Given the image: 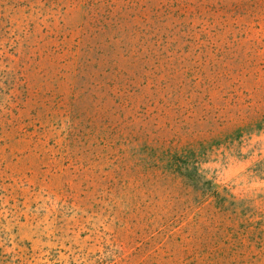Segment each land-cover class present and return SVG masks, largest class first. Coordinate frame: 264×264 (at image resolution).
Returning <instances> with one entry per match:
<instances>
[{
    "label": "rangeland",
    "instance_id": "374dc122",
    "mask_svg": "<svg viewBox=\"0 0 264 264\" xmlns=\"http://www.w3.org/2000/svg\"><path fill=\"white\" fill-rule=\"evenodd\" d=\"M0 264H264V0H0Z\"/></svg>",
    "mask_w": 264,
    "mask_h": 264
},
{
    "label": "trees",
    "instance_id": "16d2710c",
    "mask_svg": "<svg viewBox=\"0 0 264 264\" xmlns=\"http://www.w3.org/2000/svg\"><path fill=\"white\" fill-rule=\"evenodd\" d=\"M92 5H94V3H92ZM96 9H98V7H96ZM106 11L111 14L112 13L111 7H108ZM113 28H117V27H113ZM104 32L106 34H111V32H109L108 26L105 27ZM173 173L178 175L179 178L183 179L187 187L192 188L193 190L204 191V193L208 194V197H212L215 195L217 197L220 196L217 193L218 192L217 187H215L214 183L206 179V177L202 173H200L198 167L194 165H191L186 162L178 161L173 164Z\"/></svg>",
    "mask_w": 264,
    "mask_h": 264
}]
</instances>
